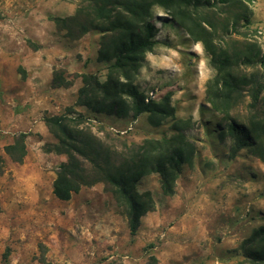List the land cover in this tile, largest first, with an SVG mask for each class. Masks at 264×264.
<instances>
[{
    "label": "rangeland",
    "instance_id": "obj_1",
    "mask_svg": "<svg viewBox=\"0 0 264 264\" xmlns=\"http://www.w3.org/2000/svg\"><path fill=\"white\" fill-rule=\"evenodd\" d=\"M83 4L0 0V264H247L240 243L264 225V160L248 148L231 155L230 137L219 136L221 114L206 98L207 82L215 74L209 54L159 6L152 18L156 42L144 53L133 81L148 97L167 99L175 119L153 126L147 113L132 120L94 116L80 106L75 110L98 137L117 134L133 144L171 137L175 120H188L182 127L196 153L183 165L174 193L162 192L157 173L138 181L139 191H150L154 208L141 217L134 235L104 183L84 186L68 200L53 194L57 167L66 156L45 150L56 139L43 117L74 104L80 74L104 81L107 73L108 63L97 60L105 34L89 30L76 38L60 20ZM194 19L201 27L205 20L211 23L214 47L225 48L233 62L247 48L264 55V0L218 2ZM187 22L193 27L192 20ZM257 68L239 63L234 69L251 73ZM54 73L71 85L53 86ZM236 111L247 114L248 101ZM259 112L264 115V92ZM20 133L25 155L16 162L4 147Z\"/></svg>",
    "mask_w": 264,
    "mask_h": 264
},
{
    "label": "trees",
    "instance_id": "obj_2",
    "mask_svg": "<svg viewBox=\"0 0 264 264\" xmlns=\"http://www.w3.org/2000/svg\"><path fill=\"white\" fill-rule=\"evenodd\" d=\"M232 1L83 0L85 5L80 6L75 15L60 19L67 26L69 35L76 38L89 30L104 33L105 40L99 46L97 60L108 65L104 81H100L95 74H80L82 84L74 104L60 114L43 117L49 132L56 139L55 143L46 144L45 150L66 156V160L58 165L52 184V192L58 199L68 200L82 187L102 182L121 207L130 235H134L141 217L154 208L150 191H139L138 181L149 173H157L162 192L172 195L183 165L192 161L196 145L182 127L189 124L188 120L176 119L173 124L176 132L171 137L133 144L117 134L103 133L104 139L98 137L87 125L85 116L75 110L76 106H80L94 116L132 120L147 113L153 126H159L166 117L175 119V107L167 99L156 101L148 97L133 81L144 53L151 51L156 42V27L152 22L155 6L163 8L195 40H201L209 54L215 74L207 82L206 98L221 114L224 125L220 127L219 136L230 137L231 155L241 148H248L264 160V115L259 112L260 95L264 92V55L259 49L253 52L252 48H247L237 55L239 62H233L225 48L214 47L207 28L211 23L205 20V25L201 27V22L196 23L194 19L200 10H210L218 2L225 6ZM188 20L193 21V27ZM236 22L233 21V25ZM239 63L258 68L251 73L237 72L234 68ZM52 85L67 87L71 82L54 73ZM246 101L249 111L241 115L236 110ZM23 137L24 134L20 133L15 143L4 147L13 161L21 162L25 155ZM2 169L0 154V172ZM240 249L247 264H264V225L254 228L241 241Z\"/></svg>",
    "mask_w": 264,
    "mask_h": 264
}]
</instances>
